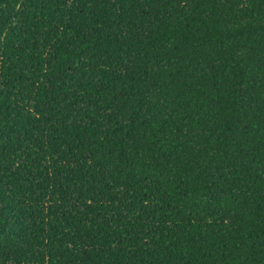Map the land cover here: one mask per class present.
Returning <instances> with one entry per match:
<instances>
[{"label":"trees","instance_id":"obj_1","mask_svg":"<svg viewBox=\"0 0 264 264\" xmlns=\"http://www.w3.org/2000/svg\"><path fill=\"white\" fill-rule=\"evenodd\" d=\"M0 264H264V0H0Z\"/></svg>","mask_w":264,"mask_h":264}]
</instances>
